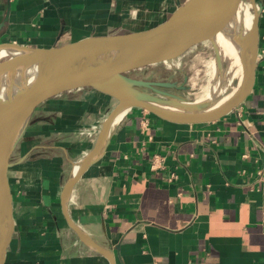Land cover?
Returning a JSON list of instances; mask_svg holds the SVG:
<instances>
[{"label": "crops", "instance_id": "1", "mask_svg": "<svg viewBox=\"0 0 264 264\" xmlns=\"http://www.w3.org/2000/svg\"><path fill=\"white\" fill-rule=\"evenodd\" d=\"M257 1L258 65L247 98L226 116L177 123L128 109L86 166L117 100L82 88L33 113L10 158L15 229L6 264H264ZM176 8L177 0H0V46L144 28ZM155 155L163 166L152 169Z\"/></svg>", "mask_w": 264, "mask_h": 264}, {"label": "water", "instance_id": "2", "mask_svg": "<svg viewBox=\"0 0 264 264\" xmlns=\"http://www.w3.org/2000/svg\"><path fill=\"white\" fill-rule=\"evenodd\" d=\"M223 12L215 20L205 0H177V8L170 16L155 25L127 31L94 34L81 39L50 47L19 46L30 50L26 62L40 60L39 75L35 83H28L24 75L22 98L0 101V145L8 149L2 152L0 200L9 206L7 214L8 232L0 243V264L6 263L8 248L12 241L15 223L12 211V195L8 171L11 154L33 113L50 100L76 89H93L113 96L117 103L102 123L94 147L87 154L85 165H89L110 131L112 121L122 109L140 108L164 120L177 123H204L220 119L247 98L260 57V17L263 6L250 0L253 21L248 31L251 55L246 59L245 50L240 51L241 79L237 92L226 102L208 109H193L189 113H175L157 104L171 102L159 96L141 91V88L158 90L157 87H172L174 82L136 78L129 73L164 61L176 59L196 48L220 49V35L234 39L240 31L246 0H223ZM189 20L187 30L181 27V19ZM4 45H15L12 43ZM3 46V45H2ZM18 46V45H17ZM115 53H135L138 59H120L110 70L102 69L101 58ZM113 57V56H111ZM110 59V58H109ZM159 91V90H158ZM161 92V91H160ZM168 95V93H164ZM185 101V100H184ZM187 101V100H186ZM13 142L10 147V143ZM6 146V147H5ZM79 169L76 178L82 174Z\"/></svg>", "mask_w": 264, "mask_h": 264}, {"label": "rangeland", "instance_id": "3", "mask_svg": "<svg viewBox=\"0 0 264 264\" xmlns=\"http://www.w3.org/2000/svg\"><path fill=\"white\" fill-rule=\"evenodd\" d=\"M244 10L253 14L250 0H246ZM248 30L250 31V28ZM10 57V55L0 57V64ZM238 61L235 55L224 54L222 51L219 54L218 51L208 48H196L176 59L135 69L129 74L146 80L174 82L175 85L172 87H157L159 91L149 88H141L140 90L175 102L158 103L157 105L162 108H179L181 110V108L187 107L186 109L191 112L193 109L215 107L219 101L234 91L241 79L240 58ZM213 62L217 64L218 72L213 68ZM8 80L13 79L8 78ZM211 89L213 92L217 89V92L213 93V98L207 96ZM166 92L168 95L164 94Z\"/></svg>", "mask_w": 264, "mask_h": 264}, {"label": "bare ground", "instance_id": "4", "mask_svg": "<svg viewBox=\"0 0 264 264\" xmlns=\"http://www.w3.org/2000/svg\"><path fill=\"white\" fill-rule=\"evenodd\" d=\"M204 5L209 8V11L211 12L215 20H218L220 18L223 12V7H224L223 0H205ZM252 21H253V14L249 13V11L244 10L242 20H241L242 24L240 27V31H238L236 37L232 40H230L229 37H225L224 35H220L218 37L217 41H219L220 43L219 45L220 49L217 50L218 53L220 54V52L222 51L224 54L235 55L238 61L239 56H240V51L243 48L245 50L246 59L249 60L250 55H251V46L248 45V31H249L248 29L250 28ZM180 23H181V27L185 28L186 30L187 28H189V26H191L187 18H182ZM29 51L30 50H27L24 47H19L17 45L0 46V57L4 55L11 56L7 61L0 64V101L2 100L4 102L10 101L12 100V98L15 97V95L17 97L22 98V93L24 90V80H23L24 75L28 83L33 84L37 81V77L39 75L40 60L34 59L32 60V62H26V57ZM101 59H102L101 65L104 71V70H110V68L114 66L116 63H118L120 59H127L128 61H135L136 59H138V55L135 53H115L113 55H108V56L106 55ZM215 59L217 60V58ZM212 66L215 69V71L218 72L217 71L218 66L217 64H215V62H213ZM8 78H11L13 80L9 81ZM239 83H238V86L234 89V91L229 96L219 101L217 104L215 103L216 106L230 99L237 92L239 88ZM214 92H217V89ZM214 92L212 89L209 90V92L207 93V96L212 97ZM186 108L185 107L183 108L185 110H183L182 108L181 110L179 108L178 109L164 108V109L175 112V113H189L190 110H187ZM126 110L127 109H122L116 115V117L112 121L110 130L117 124V122L120 120V118L122 117V115L125 113ZM12 144L13 142L10 143V147L12 146ZM2 147L3 146L0 145V176H1V166H2V152L4 150L5 152H7L9 149V148L4 149ZM0 180H1V177H0ZM7 201H8L7 198L6 200H2V199L0 200V243L9 229L7 225V214L9 213V206H8Z\"/></svg>", "mask_w": 264, "mask_h": 264}, {"label": "built area", "instance_id": "5", "mask_svg": "<svg viewBox=\"0 0 264 264\" xmlns=\"http://www.w3.org/2000/svg\"><path fill=\"white\" fill-rule=\"evenodd\" d=\"M151 166H152V169H157V168H160L163 166V161H162V158L160 156H154L152 159H151Z\"/></svg>", "mask_w": 264, "mask_h": 264}]
</instances>
